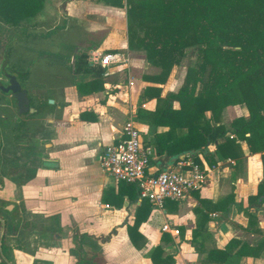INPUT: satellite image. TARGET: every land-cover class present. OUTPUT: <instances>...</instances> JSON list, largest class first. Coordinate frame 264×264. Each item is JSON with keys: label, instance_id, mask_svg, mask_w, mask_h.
I'll return each mask as SVG.
<instances>
[{"label": "crops", "instance_id": "0c3cea01", "mask_svg": "<svg viewBox=\"0 0 264 264\" xmlns=\"http://www.w3.org/2000/svg\"><path fill=\"white\" fill-rule=\"evenodd\" d=\"M121 4V7L114 6L111 0L44 1L43 11L65 9L67 12V16H62L59 31L72 35L71 52L66 57H70L73 84L63 87L59 102L55 98L36 106L31 102L33 112L27 115L22 131L29 138L32 120L40 116L43 107L54 108L59 115L55 122L45 119L46 125L55 127V135L50 142L41 143L44 156L39 163L30 144L28 148L22 147L28 152V161L17 160L15 155L23 151L15 146L16 127L9 136L14 151L8 149V165L25 164L29 172L30 180L23 188L26 208L32 217H42V228L44 234L50 235V243L60 244L63 250L76 248L78 254L92 264H152L149 257L158 246L163 251L162 258L169 257L171 264H198L210 250L223 249L231 239L252 248L260 244L258 256L239 257L233 252L224 264H264V204L248 201L256 195L261 181L259 155L249 154L243 142L239 143L243 158L238 165L214 155L215 145L212 144L204 151L180 155L176 163L172 158L155 155L151 143L156 135L165 134L168 127L153 124L149 114L160 103L155 98L143 99V89L146 86L160 88L164 97L167 93H176L184 78L175 81L177 87L169 89L173 83L170 74L175 66L164 84L145 80L157 75L159 69L146 62L143 51L128 49L126 35L122 41L123 25L126 32L125 18L118 16L116 21L109 17L112 10L127 9L125 0ZM96 12L100 16L97 17ZM97 18L103 26L98 35L93 30ZM95 51L120 52L127 62L109 68L108 75L104 76L101 67L89 63ZM23 72L27 77L28 71ZM95 83L97 91L91 90ZM163 87L167 89L162 90ZM178 107L177 102H172L173 109ZM210 116V112L205 113L206 118ZM247 116L244 105L229 106L222 110L221 124L228 126L235 118ZM128 118L133 119L142 145L151 153L152 172L177 169L181 163L195 157L207 175L204 186L182 200L166 201L162 207L150 205L146 221L132 236L134 242L128 235L127 225L133 222L143 200L121 197L118 184L103 173L99 165L102 150L117 141ZM180 132L184 130L177 134ZM45 138L40 133L39 139L44 141ZM211 162L214 165H210ZM107 190L112 193L106 197L105 204L102 197ZM0 196L5 195L0 193ZM228 196L231 198L223 201ZM248 213L256 219L253 226H248ZM106 237L109 239L102 242ZM163 238L167 239L166 243ZM87 239L98 243V251L92 249L93 245L90 247L91 243L86 245ZM52 259L64 264L70 257L57 252ZM71 261L75 264L76 257Z\"/></svg>", "mask_w": 264, "mask_h": 264}, {"label": "trees", "instance_id": "16d2710c", "mask_svg": "<svg viewBox=\"0 0 264 264\" xmlns=\"http://www.w3.org/2000/svg\"><path fill=\"white\" fill-rule=\"evenodd\" d=\"M111 1L114 6H122V0ZM125 4L128 49L143 51L146 62L159 69L146 81L164 84L185 52L191 48L197 51L196 64L187 68L176 93L161 97L160 88L143 89V99L155 98L160 103L149 114L153 124L168 127L151 143L155 155L172 158L176 163L180 155L204 151L212 144L214 155L238 165L243 158L239 143L243 142L249 154L259 155L262 167L257 193L248 201L264 204V0H125ZM42 6L43 0H0V20L17 27L34 17ZM16 74L23 84L27 73ZM96 85L91 90L97 91ZM172 102L178 103V109L172 108ZM236 105H244L248 116L235 118L228 126L221 124L222 110ZM206 112H210V118L205 117ZM181 130L184 132L177 134ZM192 161L199 164L195 157ZM117 184L121 197H138L135 185ZM111 193L105 191V204ZM149 213L150 204L143 200L133 222L127 225L131 241ZM247 218L248 226L255 225L252 214L248 213ZM259 248L260 244L252 248L231 239L223 249L210 250L198 264H224L233 252L239 257H256ZM162 255L161 247H156L149 257L151 263L171 264V259Z\"/></svg>", "mask_w": 264, "mask_h": 264}, {"label": "rangeland", "instance_id": "374dc122", "mask_svg": "<svg viewBox=\"0 0 264 264\" xmlns=\"http://www.w3.org/2000/svg\"><path fill=\"white\" fill-rule=\"evenodd\" d=\"M44 1L45 0H43V4ZM42 8L34 17L21 21L17 27L7 25L0 20V65L3 60L4 51L6 50V43L9 37L14 35V40L10 42L8 69L13 71L15 75H17L16 72L19 71H28L26 79L22 82V87L34 106L42 104L48 98H55L59 102L58 98L63 92V87L65 85L72 87L73 84V76L69 63L70 57H66L71 52L69 42L71 41L72 35L59 31L63 25L62 16H67V12L65 9H48L43 11ZM121 10V12L112 10L111 16L109 17L116 21L118 20V16H121L122 19L125 18L126 9ZM95 15H97V17L100 16L98 12H96ZM112 29H114L113 26ZM93 30L96 35L103 30L102 23L98 21V18L93 26ZM23 34H25V36ZM125 35H127V32H125L123 25L121 34L122 41ZM120 45H123V43ZM196 61V49H188L180 64L172 70L170 74V81L173 83L169 89L177 87L178 84L176 85L175 81L178 82L181 77L184 78L187 68L194 67ZM0 79L4 85L7 84L6 79L3 77H0ZM163 89H167V87H163L162 90ZM94 100L95 99H93L92 102ZM58 117L59 115L54 108L50 110L49 108L43 107L40 116L36 117L34 119L35 121L32 120L33 129L30 132V138L27 133L24 135L21 130H17L16 148H28L30 144L35 151L36 159H38L37 163H39L38 161H41V157L44 156V147H42L41 143H44L46 140L50 142V138H54L55 135V127L46 125L45 119H53L55 122ZM18 120V117H14L12 98L8 94L4 95L0 93V122L3 134V146L0 151L1 174L4 173L5 168L8 166V149L10 148L11 151H14L9 141V136L13 133V129L16 125L14 122ZM28 124L30 125L31 122H28ZM40 133L46 136L44 141L43 139H39ZM20 150L23 152H21L20 155L16 154V159L18 160L21 158V161H25V159L28 161V152L24 151L25 149L23 148ZM9 160L11 161L10 157ZM32 218L35 220L36 217ZM49 236L50 235L42 234L37 238H33V249L30 255L34 258V264L40 258H43L44 264H60V262L56 260L53 261L52 259L57 252L70 257V260L64 264H73L71 258L74 256L78 262L85 259V256L83 257L78 254L76 248L63 250L60 244H56V246L50 243L48 239ZM40 238H42V241H40ZM44 238H46V241H44ZM87 240L86 245L91 243L90 247L93 245L92 249L98 251V243L95 242L93 244V241ZM47 248H51V250ZM18 259L21 263L25 264H29L31 261L29 257L21 258L18 256L17 260ZM98 262L99 261H97V263Z\"/></svg>", "mask_w": 264, "mask_h": 264}, {"label": "built area", "instance_id": "2783aa9c", "mask_svg": "<svg viewBox=\"0 0 264 264\" xmlns=\"http://www.w3.org/2000/svg\"><path fill=\"white\" fill-rule=\"evenodd\" d=\"M126 62L120 52L95 51L89 59L90 64L104 70V76L108 75L109 68ZM150 161V151L142 145L133 119L128 118L117 141L102 150L99 165L116 183L135 185L138 197L156 207H162L166 201H180L200 190L206 182L207 175L191 160L181 163L177 169L157 173L151 171Z\"/></svg>", "mask_w": 264, "mask_h": 264}, {"label": "flooded vegetation", "instance_id": "af4514ba", "mask_svg": "<svg viewBox=\"0 0 264 264\" xmlns=\"http://www.w3.org/2000/svg\"><path fill=\"white\" fill-rule=\"evenodd\" d=\"M14 35H11L8 39V45L5 47L3 54V60L0 65V77L7 80V84H3L0 79V85L5 88L9 84V78H6L2 73V63L4 58H7L6 72L8 75L14 77L19 82L17 75L13 71L8 69L9 55H10V42L14 40ZM21 89L22 84L19 82ZM24 90V89H23ZM1 94H8L13 100L14 117H18L15 127L17 130L23 131L25 129V121L28 113L19 114L17 108V102L13 98L11 92H4L0 87ZM27 95V93H26ZM28 97V95H27ZM29 108L32 106L31 101L28 97ZM3 146V134L1 130L0 122V149ZM30 180L29 172L26 165H8L4 173H0V193L5 195L0 196V264H25L21 263L17 257H29L31 261L29 264H34V258L30 255L33 249V238H37L44 234L42 228V217L35 216L33 220L29 210L26 208L24 203V192L23 188ZM42 241V238H40ZM45 241V238H44ZM41 250V249H40ZM47 260V259H46ZM85 260V259H84ZM88 262V263H87ZM35 264H44L43 258H40ZM75 264H92L90 261L78 262L76 259Z\"/></svg>", "mask_w": 264, "mask_h": 264}, {"label": "water", "instance_id": "95a60500", "mask_svg": "<svg viewBox=\"0 0 264 264\" xmlns=\"http://www.w3.org/2000/svg\"><path fill=\"white\" fill-rule=\"evenodd\" d=\"M6 65H7V58H4V61L2 63V73L4 74V76L6 78H9V84L3 88L1 85V89L4 92H11L13 94V98L16 100L17 102V108H18V112L19 114H25V113H32V109L29 108L28 105V97L26 95V91L21 89V86L19 84V82L17 81L16 78L10 76L7 74L6 72ZM49 103H51V101H49Z\"/></svg>", "mask_w": 264, "mask_h": 264}]
</instances>
